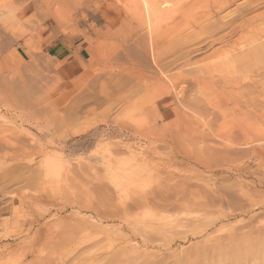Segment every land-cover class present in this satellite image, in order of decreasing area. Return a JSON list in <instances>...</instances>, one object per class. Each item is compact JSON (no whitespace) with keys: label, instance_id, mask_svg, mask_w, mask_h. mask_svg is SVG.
<instances>
[{"label":"rangeland","instance_id":"obj_1","mask_svg":"<svg viewBox=\"0 0 264 264\" xmlns=\"http://www.w3.org/2000/svg\"><path fill=\"white\" fill-rule=\"evenodd\" d=\"M102 1L0 0V264H264V0Z\"/></svg>","mask_w":264,"mask_h":264},{"label":"bare ground","instance_id":"obj_2","mask_svg":"<svg viewBox=\"0 0 264 264\" xmlns=\"http://www.w3.org/2000/svg\"><path fill=\"white\" fill-rule=\"evenodd\" d=\"M140 1V2H139ZM138 1V3H143V2H141L142 0H139ZM145 1V0H144ZM131 4H133V3H131ZM163 4V3H162ZM134 6V5H133ZM134 8H135V10L138 12V14H141L140 16H144V18H145V20H146V22L148 21V23L152 20V18H154L155 19V16L157 17V16H159V15H157L158 14V12H160L159 11V8H158V5L155 3V1L154 2H149L148 0L147 1H145L142 5H141V9H139V8H137V7H135L134 6ZM137 8V9H136ZM136 11H134V12H136ZM137 14V13H136ZM135 14V15H136ZM137 16V15H136ZM163 17V16H162ZM152 22V21H151ZM158 22V21H157ZM161 22V21H160ZM55 27H57L56 25H55ZM154 28V27H153ZM150 29V28H149ZM138 32V31H137ZM69 33V32H68ZM117 33V32H116ZM125 36V35H124ZM142 37V36H141ZM144 38V37H143ZM144 41V40H143ZM143 41H141V42H143ZM149 41V40H148ZM74 45V44H73ZM153 45H154V43H153V39H151L150 38V42H149V51H150V53H151V55H152V58L154 59V62H156V59H155V54H154V47H153ZM142 49V48H141ZM59 51H60V49H59ZM62 52V51H61ZM135 53V52H134ZM47 54H49V53H47ZM63 55H64V57H65V55H66V53H62ZM136 55V54H135ZM63 57V56H62ZM76 57V56H75ZM50 58H51V56H50ZM79 59V58H78ZM77 59V60H78ZM65 60V59H64ZM81 59H79V61H80ZM51 61V60H50ZM69 61V63H70V65H71V63H72V61L70 62V60H68ZM61 62H62V59H61ZM160 62V61H159ZM52 63V62H51ZM79 63V62H78ZM66 64H68V63H66ZM62 65H63V63H62ZM69 65V66H70ZM75 65V64H74ZM67 67H68V65H67ZM69 69H71V68H69ZM73 69V68H72ZM75 69V68H74ZM151 72V71H150ZM157 74V73H156ZM155 74V75H156ZM155 75H151L150 77H148V76H145V75H143V79H146V78H150L151 79V81H155V82H157V83H160V82H163V81H161V79L158 77V76H155ZM263 75H264V73H263ZM262 75V76H263ZM117 76H119V74H117ZM158 77V78H157ZM203 77V76H202ZM201 77V78H202ZM173 79L172 81H174V85L176 84V81L178 80V78L176 77V75L175 76H173V77H171L170 76V79ZM169 79V78H168ZM169 79V80H170ZM179 79H180V77H179ZM86 80V79H85ZM180 81V80H179ZM172 83V82H171ZM179 83V82H178ZM162 84V83H161ZM173 84V83H172ZM100 85V84H99ZM101 85H102V83H101ZM163 86V85H162ZM105 87V86H104ZM250 87V86H249ZM104 89L105 88H103V90L102 91H104ZM107 89H108V87H107ZM110 89V88H109ZM249 89V88H248ZM101 90V89H100ZM106 90V89H105ZM250 90V89H249ZM108 91V90H107ZM103 94H104V92H103ZM63 97V96H62ZM74 98V97H73ZM76 98H74V100H75ZM175 101V100H174ZM96 102V101H95ZM177 102V101H176ZM256 102V101H255ZM172 103H173V101H172ZM180 103V102H179ZM196 106V105H195ZM174 108H178V106L177 105H175L174 106ZM196 108V107H195ZM210 109V108H209ZM243 109H244V107H243ZM247 109V108H246ZM193 110V109H192ZM213 110V109H212ZM211 110V111H212ZM249 110V109H248ZM198 111H199V109H198ZM244 111V110H243ZM247 111V110H246ZM252 112V111H251ZM251 112L249 113V114H251ZM253 113V112H252ZM191 114V113H190ZM245 114V113H244ZM248 114V113H247ZM222 115V114H221ZM204 116V115H203ZM202 117V116H201ZM129 128V127H128ZM182 129V128H181ZM141 135H143L142 133H141ZM148 135H151V134H144V136L146 137L147 136V138H148ZM236 137H234V139H235ZM238 138H240V137H238ZM262 139V138H261ZM204 140V139H203ZM209 140V139H208ZM232 140V139H231ZM254 140H255V138H254ZM257 140V139H256ZM214 141V140H213ZM261 141V140H260ZM202 142V141H201ZM235 142V141H234ZM259 142V141H258ZM255 143H256V141H255ZM257 145V144H256ZM259 146H261V145H259ZM213 147V146H212ZM225 147V146H224ZM258 147V146H257ZM263 147V146H262ZM213 149V148H212ZM229 149V148H228ZM226 150H227V148H226ZM232 150V149H231ZM225 151V150H224ZM229 151V150H228ZM256 151V150H255ZM214 152V151H213ZM257 152V151H256ZM216 153V152H215ZM225 153V152H224ZM235 153H236V151H235ZM235 153H232V154H234L235 155ZM231 154V155H232ZM256 154V153H255ZM254 154V155H255ZM237 155V154H236ZM222 156V155H221ZM228 155H226V157H227ZM257 156H258V154H257ZM175 157H176V155H175ZM206 157V156H205ZM215 158V157H214ZM217 158V157H216ZM197 159V158H196ZM228 159V158H227ZM257 159H260V158H257ZM262 159V158H261ZM198 160V159H197ZM148 161V160H147ZM186 161H187V157H186ZM200 161V160H199ZM202 162V161H201ZM205 163V162H204ZM258 171H260V170H258ZM162 183V182H161ZM261 183V182H260ZM156 185V184H155ZM164 186V185H163ZM161 191V190H160ZM166 191V190H165ZM161 192H163V191H161ZM153 193V192H152ZM159 193V192H158ZM175 193V192H174ZM199 193V192H198ZM172 194V193H171ZM178 194V193H177ZM150 195H152V194H150ZM162 195V194H161ZM160 195V196H161ZM189 195V194H188ZM198 195V194H197ZM153 196V197H152ZM151 197V199L152 200H154V201H152V202H155V200L157 199V201H159L158 200V197L157 196H154V194L152 195ZM143 197V196H142ZM146 197V196H145ZM145 197H143L144 199H145ZM163 197V196H162ZM168 197V196H167ZM175 198V197H174ZM173 198V199H174ZM110 199V198H109ZM140 199V198H139ZM134 200L135 202H133V200H132V202L134 203V205H141V204H143V205H147V206H149L150 205V203H151V200L149 201V198H147L146 200ZM160 199H162V198H160ZM168 199V198H167ZM183 199H185L184 197L182 198V200ZM164 200V199H163ZM168 200H170V199H168ZM156 201V202H157ZM161 201V200H160ZM184 201V200H183ZM165 203H166V201H164ZM186 202V201H185ZM169 204V203H168ZM154 205V204H153ZM155 205H157V204H155ZM163 205H165L164 203H163ZM170 207H171V202H170ZM254 205V204H253ZM132 206V205H131ZM159 206V205H158ZM161 206V205H160ZM135 207V206H134ZM167 207V206H166ZM173 207V206H172ZM133 208V207H132ZM248 208V207H247ZM127 209V208H126ZM135 209V208H134ZM99 212V211H98ZM97 212V213H98ZM124 213V212H123ZM111 215V214H110ZM112 217V216H111ZM143 238V237H142ZM136 248V247H135ZM141 252V251H140Z\"/></svg>","mask_w":264,"mask_h":264},{"label":"crops","instance_id":"obj_3","mask_svg":"<svg viewBox=\"0 0 264 264\" xmlns=\"http://www.w3.org/2000/svg\"><path fill=\"white\" fill-rule=\"evenodd\" d=\"M99 7L102 17L107 21H114L116 19L118 10L110 0H103L100 2Z\"/></svg>","mask_w":264,"mask_h":264}]
</instances>
